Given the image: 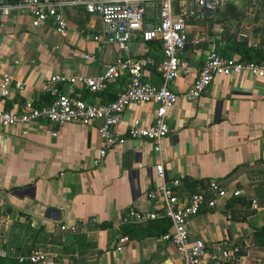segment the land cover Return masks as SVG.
<instances>
[{
    "label": "crops",
    "instance_id": "1",
    "mask_svg": "<svg viewBox=\"0 0 264 264\" xmlns=\"http://www.w3.org/2000/svg\"><path fill=\"white\" fill-rule=\"evenodd\" d=\"M175 10L183 13L179 5ZM62 13L67 23L64 37L50 22L38 23L26 15L11 13L0 19V77L7 74L21 84L0 97L2 108L22 111L43 105L48 96L39 87L46 77L95 75L116 59V46L95 38L100 29L97 16L70 5L63 6ZM154 13L153 5L145 7L146 17ZM184 22L187 37L198 42H187L177 52L189 71L169 84L177 99L167 110L169 131L160 153L149 141L125 138L93 164L100 147L98 121L0 126L3 247L20 252L38 248L77 264H176L173 246L161 239L169 231L167 219L122 225L118 220L128 208L159 209L158 200L148 194L163 183L176 182L173 189L181 196L204 191L210 197L207 185L215 180L227 194L188 220L189 237L205 245H237L238 264H264V80L244 71L219 75L194 100L182 96L210 50L241 59L225 48L236 45L248 48L249 56L258 51L256 57L264 61V0H227L213 17L196 14ZM129 46L133 55L159 57L156 42L135 39ZM143 75L158 84L152 66L144 67ZM124 81L123 76L106 82L98 92L77 85L58 88L87 101L107 102L122 91ZM154 108L152 102L127 104L114 131L124 136L134 119L150 124ZM158 161L162 177L155 172ZM231 190L238 191L236 197L228 194ZM60 224L75 229L60 230ZM0 264L15 263L5 258Z\"/></svg>",
    "mask_w": 264,
    "mask_h": 264
},
{
    "label": "built area",
    "instance_id": "2",
    "mask_svg": "<svg viewBox=\"0 0 264 264\" xmlns=\"http://www.w3.org/2000/svg\"><path fill=\"white\" fill-rule=\"evenodd\" d=\"M227 0H16L13 3H0V19L11 13L26 15L38 23L50 22L57 35L67 34V23L62 13L65 5L79 6L85 12L97 16L100 29L95 37L101 44H114L117 48L116 59L95 75H60L46 77L39 92L49 96L48 103L40 106H27L22 111L7 110L0 106V126L14 123L26 125L32 121L51 122L56 125L78 123L81 125L98 121L100 147L93 164L111 150L121 145L125 138L149 141L157 153L161 152V140L168 133L167 110L177 99L169 84L179 74L188 73L185 59L178 57V51L185 43L196 44V37L188 38L185 32V17L204 14L213 17L214 11ZM153 5L155 13L145 16V7ZM176 5L183 13H177ZM156 42L159 57L133 55L130 43L135 40ZM84 55V58H87ZM152 66L159 76L158 84L143 75V68ZM247 72L251 77L264 80V61H245L233 56H223L215 50L207 52L203 63L189 89L182 94L186 100H194L209 85L215 76H227ZM125 77L124 88L107 102L87 101L73 93L60 91L59 84L71 89L82 86L90 92L101 91L106 82ZM20 89L18 81L3 74L0 77V97L7 96L10 87ZM152 102L155 105L154 118L148 125L134 119L121 136L114 131L121 113L129 103ZM52 135L55 132H51ZM157 176L162 177L163 165L158 161L155 166ZM161 184L148 197L158 200L157 210L140 211L128 208L118 220V225L144 223L149 220L165 218L169 221V231L161 239L169 242L174 249L176 264H238L240 250L237 245L213 243L205 245L199 239H191L186 224L199 210L206 206L212 208L217 197H224L227 191L215 180L207 185L211 196L204 191H195L184 196L178 194L173 186ZM230 196L238 194L231 190ZM256 207L255 200H251ZM116 225V226H118ZM60 230H74V225L60 224ZM124 238L119 237L122 242ZM0 257L12 259L16 264H77L71 258H58L38 248L20 252L13 246L3 247L0 243Z\"/></svg>",
    "mask_w": 264,
    "mask_h": 264
},
{
    "label": "trees",
    "instance_id": "3",
    "mask_svg": "<svg viewBox=\"0 0 264 264\" xmlns=\"http://www.w3.org/2000/svg\"><path fill=\"white\" fill-rule=\"evenodd\" d=\"M225 48L227 49V50H235L237 53H239L240 54V58L242 59V60H245V61H250V60H255V61H260L261 60V57L262 56H257L256 57V55H257V53H258V51H256V52H252V55L251 56H249V49L248 48H239V47H237L236 45H227V46H225ZM223 51H222V49H221V53H222ZM222 55V54H221ZM224 56V55H223ZM251 57L253 58V59H251ZM48 101H46V103H48L49 102V100H50V98H49V96H48V99H47ZM112 100V99H111ZM45 103V104H46ZM232 197H236V195L235 196H232ZM3 260H5V258H1L0 257V262H3ZM13 261V260H12ZM14 262V261H13ZM15 263V262H14ZM16 264V263H15Z\"/></svg>",
    "mask_w": 264,
    "mask_h": 264
}]
</instances>
